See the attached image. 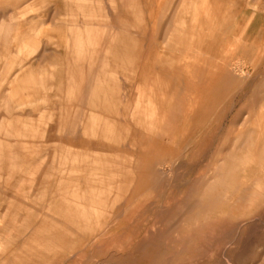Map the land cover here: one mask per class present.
I'll use <instances>...</instances> for the list:
<instances>
[{
	"label": "rangeland",
	"instance_id": "rangeland-1",
	"mask_svg": "<svg viewBox=\"0 0 264 264\" xmlns=\"http://www.w3.org/2000/svg\"><path fill=\"white\" fill-rule=\"evenodd\" d=\"M0 264H264V0H0Z\"/></svg>",
	"mask_w": 264,
	"mask_h": 264
},
{
	"label": "bare ground",
	"instance_id": "bare-ground-1",
	"mask_svg": "<svg viewBox=\"0 0 264 264\" xmlns=\"http://www.w3.org/2000/svg\"><path fill=\"white\" fill-rule=\"evenodd\" d=\"M113 33V32H112ZM112 35V34H111ZM110 37V36H109ZM109 42V41H108ZM127 43V42H126ZM89 44H90V42H89ZM87 51V50H86ZM125 57V56H124ZM89 62V61H88ZM65 63V62H64ZM63 64V63H62ZM67 64V63H66ZM117 69V68H116ZM118 70V69H117ZM113 71V70H112ZM118 72V71H117ZM70 78V77H69ZM108 84V83H107ZM69 86V85H68ZM81 86V85H80ZM69 87H72V86H69ZM109 90V89H108ZM78 91V90H77ZM80 91V90H79ZM78 91V92H79ZM110 91V90H109ZM70 94V93H69ZM79 94V93H78ZM85 96V95H84ZM79 100V99H78ZM83 101V100H82ZM93 104V103H92ZM105 106V105H104ZM108 107V106H107Z\"/></svg>",
	"mask_w": 264,
	"mask_h": 264
}]
</instances>
